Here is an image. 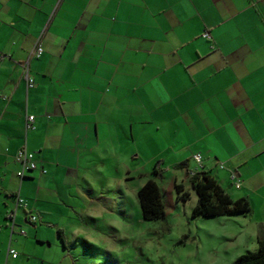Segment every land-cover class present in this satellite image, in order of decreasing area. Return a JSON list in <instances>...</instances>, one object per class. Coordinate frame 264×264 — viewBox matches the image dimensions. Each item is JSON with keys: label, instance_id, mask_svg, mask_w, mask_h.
<instances>
[{"label": "crops", "instance_id": "0c3cea01", "mask_svg": "<svg viewBox=\"0 0 264 264\" xmlns=\"http://www.w3.org/2000/svg\"><path fill=\"white\" fill-rule=\"evenodd\" d=\"M21 148L37 164L23 177ZM129 161L138 189L150 179L143 162L169 164L188 181L212 175L232 198L250 200L257 238L264 0H0V264H21L9 253L16 237L43 238V223L61 229L48 198L57 180L78 189L91 168ZM179 183L186 188L175 174Z\"/></svg>", "mask_w": 264, "mask_h": 264}, {"label": "rangeland", "instance_id": "374dc122", "mask_svg": "<svg viewBox=\"0 0 264 264\" xmlns=\"http://www.w3.org/2000/svg\"><path fill=\"white\" fill-rule=\"evenodd\" d=\"M161 165L160 177L154 173L155 162H143L140 168L144 177L154 178L160 184L165 218H143L137 194L140 176L135 173L136 162H120L117 170L115 164L112 168L110 164L99 165L101 169L89 170L87 180H81L78 189L70 190L69 181L65 179L57 180L49 189L51 217L64 231L67 247L64 248L58 236L57 226L42 225L38 220V226L42 225L39 235L43 238H35V232L28 231L21 241L16 237L11 242L20 255L18 262L236 264L241 254L257 249V238L252 237L256 227L250 213L194 217L192 211L197 194L191 181L184 178L183 172L171 170L169 164ZM126 169L135 176L127 178ZM175 174L184 181L185 190L190 193L186 201L177 198L173 186ZM28 238L29 242L22 241Z\"/></svg>", "mask_w": 264, "mask_h": 264}, {"label": "trees", "instance_id": "16d2710c", "mask_svg": "<svg viewBox=\"0 0 264 264\" xmlns=\"http://www.w3.org/2000/svg\"><path fill=\"white\" fill-rule=\"evenodd\" d=\"M185 164H179L178 167ZM154 173L160 177L161 170L154 168ZM190 174V172H188ZM190 181L197 194V202L193 207L192 215L220 216L232 214H246L252 209L247 197L232 198L219 182L205 171L191 174ZM178 200L186 201L190 198L189 191L184 185L175 184ZM142 216L145 220H159L166 216V207L162 196V189L156 179H148L137 191ZM63 239L62 229H58ZM258 247L255 251L241 254L235 261L236 264H264V226L260 225L257 234Z\"/></svg>", "mask_w": 264, "mask_h": 264}, {"label": "built area", "instance_id": "2783aa9c", "mask_svg": "<svg viewBox=\"0 0 264 264\" xmlns=\"http://www.w3.org/2000/svg\"><path fill=\"white\" fill-rule=\"evenodd\" d=\"M206 36H210L209 33H206ZM43 49L41 47L40 44H37V46L35 47V50H34V53L39 56L41 53H42ZM25 77L27 79V82H28V86L32 87L34 85V80L32 77H30V75L28 74V72L25 73ZM33 120H34V116L33 115H30L28 116V122H27V129L29 128H33L34 125H33ZM17 158L21 161L22 163V168L21 170L19 171V175L21 177H23L25 175V172L27 170H33V169H36L37 168V164L30 160V156H29V153L27 151L26 148H21L19 151H18V155H17ZM194 159L198 162V163H201L202 162V155L200 153H196L194 154ZM232 178H234V176H232ZM237 181V180H236ZM236 184L239 186V183L238 181L236 182ZM17 203L19 204H23V205H26V203H24L23 199L22 198H18L17 199ZM13 215L14 213H12V215H10L11 218H13ZM29 219L31 221H35L36 219V215L34 214H30L29 215ZM21 233L22 234H25V230H21ZM9 253L13 256V257H16L17 256V251L13 248H9Z\"/></svg>", "mask_w": 264, "mask_h": 264}]
</instances>
